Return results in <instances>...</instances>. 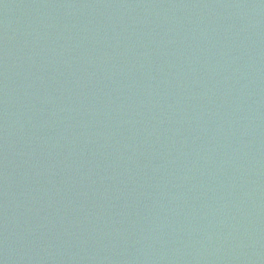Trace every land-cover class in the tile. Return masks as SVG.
Masks as SVG:
<instances>
[{
	"label": "water",
	"instance_id": "obj_1",
	"mask_svg": "<svg viewBox=\"0 0 264 264\" xmlns=\"http://www.w3.org/2000/svg\"><path fill=\"white\" fill-rule=\"evenodd\" d=\"M0 264H264V0H0Z\"/></svg>",
	"mask_w": 264,
	"mask_h": 264
}]
</instances>
